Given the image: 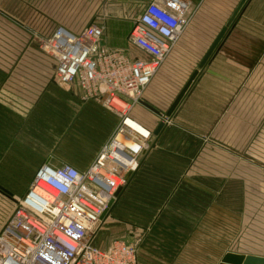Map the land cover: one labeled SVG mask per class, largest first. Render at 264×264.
Wrapping results in <instances>:
<instances>
[{"label":"crops","instance_id":"1","mask_svg":"<svg viewBox=\"0 0 264 264\" xmlns=\"http://www.w3.org/2000/svg\"><path fill=\"white\" fill-rule=\"evenodd\" d=\"M182 1L187 5L190 19L179 39L178 51L185 53L184 49L192 50L194 46V58H202L241 0ZM149 2L150 0H113L105 3L102 9L141 13ZM262 2L263 0L247 2L240 14L241 17L236 20L228 36L214 54L212 64L217 59L226 58L234 60V64L231 63L232 67H239L237 62L240 60L238 58L240 55L236 56V52L239 51L240 41L243 58L245 59L246 53L247 58L251 57L253 32L247 31L244 25L251 21L253 11L262 9L260 6ZM65 9L68 10V7ZM52 10L60 11V4L53 3ZM215 20L216 23L213 22ZM90 24L103 27L101 22L95 20L80 28L65 24L62 29L77 34ZM57 28L61 26H55V30L49 36ZM129 32L125 38L128 37ZM103 44L108 46L104 37ZM125 49H128L133 58L148 59L134 47L125 46ZM222 71V74L228 78L239 75L244 79L250 77L252 72L250 64L246 70L244 61L242 70ZM166 73L167 70H158L141 94V101L155 107L161 116L153 114L140 103L133 105L130 111V118L151 133L149 141H154L155 145L139 155L133 169L135 172L128 183L124 184V190L110 214L93 234L94 244L97 248L106 250L114 240H126L137 248V264H219V261L177 259L187 250L188 232L203 231L204 181L202 178L197 179V174L194 173L197 172V166L189 164V160L203 154L204 134L189 127L179 129L173 124V119L183 115L189 103H193L198 95L202 98L205 96L207 101L202 103L208 105V110L202 115L203 118L205 116L212 118L215 110V120L208 121V124L214 125V130L215 126L222 122L229 123L226 115H223L222 119L217 117L221 108L219 101L223 102L224 111L234 108V101L226 94L220 99L221 91L217 84H206L211 80L209 76L216 74V70H201L195 84L172 113L171 123L166 124L159 137L155 139L153 132L158 124L168 120L169 109L163 113L168 105H164L163 108L160 106V109L152 100L163 90L162 84L157 83L166 76ZM12 76V70H0V141L4 142L2 150L5 156L7 154L15 157L24 154L23 167L32 176L43 164H49L53 168L68 164L79 172H85L95 161L100 149L114 135L120 124L119 116L94 100H82L81 92L75 85L59 86L53 82L12 84ZM243 84L246 89L245 81ZM226 87L230 89L229 85ZM250 88L249 86L247 89L249 94ZM227 92L224 90V93ZM246 102L247 108H250V95L247 96V100L246 98L243 100L245 108ZM196 103L205 109L201 102ZM249 119L250 122L251 118ZM211 132L212 128L209 129L208 136L213 135ZM178 137L184 147L167 148L177 143ZM30 155L38 159L28 165ZM29 183L30 180L26 183L25 190ZM19 196L15 195V197ZM13 202L15 208V201ZM231 252L264 258V248L260 253L246 246L243 250Z\"/></svg>","mask_w":264,"mask_h":264},{"label":"rangeland","instance_id":"2","mask_svg":"<svg viewBox=\"0 0 264 264\" xmlns=\"http://www.w3.org/2000/svg\"><path fill=\"white\" fill-rule=\"evenodd\" d=\"M111 1L113 0H0V70H12V84L55 83L52 77L55 60L40 40L47 38L55 30V26L64 28L65 24H69L80 28L95 20L103 25L107 47L123 50L131 56L125 46H132L125 36L132 29L140 12L102 9L105 3ZM53 3L60 4V11L52 10ZM260 6L262 9L253 11L251 21L244 25L247 31L253 32L251 57L247 58L246 53L245 59L243 58L240 41L239 51L236 52V56L240 55L237 62L239 67H232V59L220 58L214 64L212 59L202 69L216 70V74L209 76L211 80L206 84H217L221 91L219 98L226 94L234 101V108L226 111L222 107L223 102L219 101L221 108L217 117L222 119L226 115L229 123L222 122L213 130L214 125L208 124V121L215 120V110L212 118H203L202 113L205 114L208 105L202 101H207V97L199 95L193 103H189L183 115L173 119V124L179 129L189 127L204 134L203 154L189 160V164L197 166V172H194L197 179L202 178L204 181L203 231L188 232L187 250L177 259L220 262L226 253L243 250L245 246L259 253L264 248V0ZM67 7L68 10L65 9ZM189 19L190 16L187 15V25ZM213 22L216 23V20ZM179 39L158 67V70H167V73L157 83L162 84L163 90L152 100L158 108L168 105L163 113L171 107L196 71L197 76L188 86L187 92L200 76L198 67L202 58H194V46L192 50L186 48L185 53H180ZM243 61L246 70L248 64L251 66L250 77L244 79L238 75L228 78L222 74V70H242ZM228 85L230 89L226 87ZM249 86L250 94L247 90ZM224 90L228 92L224 93ZM249 95L250 108H247V102L245 108L243 100H247ZM196 102H201L206 110ZM170 123L169 120L168 124ZM211 128L213 135L208 136ZM3 144L0 141V187L10 196L0 193V228L11 216L13 201L19 199L20 194L23 195L26 183L29 180L31 182L35 175L32 176L23 167L24 154L5 156ZM183 147V142L178 137V142L167 148ZM30 156L28 165L38 159Z\"/></svg>","mask_w":264,"mask_h":264},{"label":"built area","instance_id":"3","mask_svg":"<svg viewBox=\"0 0 264 264\" xmlns=\"http://www.w3.org/2000/svg\"><path fill=\"white\" fill-rule=\"evenodd\" d=\"M187 11L182 0H150L128 35L148 59L106 47L96 24L77 34L57 28L40 40L55 60V84L75 85L82 100L112 110L120 124L85 172L68 164L38 169L0 230V264H137L135 245L114 240L101 250L92 230L151 142V133L129 114L187 27ZM127 121L144 134L131 131Z\"/></svg>","mask_w":264,"mask_h":264},{"label":"water","instance_id":"4","mask_svg":"<svg viewBox=\"0 0 264 264\" xmlns=\"http://www.w3.org/2000/svg\"><path fill=\"white\" fill-rule=\"evenodd\" d=\"M248 1L249 0H241L238 7L235 9V11L231 15V17L229 18V20L227 21L225 26L221 29L219 34L216 36V38L211 43V45L208 48L205 55L202 57V59L199 63V67H198L199 71H201L203 68H205L210 63L214 54L216 53L218 48L221 46V44L223 43L225 38L228 36L230 30L233 28L236 20L240 16L242 10L244 9V7ZM197 73L198 72L196 71L192 75V77L189 80V84H187V86L183 89V91L177 96V98L172 103L171 107L169 108V110L167 112L168 121L170 120L172 113L175 112V110L180 106L185 95L187 94L188 86L192 83L194 78H196ZM140 104L143 107H145L147 110L152 112L153 114H156L157 116H161L160 112L157 109H155L154 107H152L151 105H149L143 101H140ZM166 124H167V122L166 123L160 122L158 124L156 130L153 132V136L155 137V139H157L159 137L161 131L166 126ZM154 145H155L154 141L149 142L143 151H145L146 149H149V148H153ZM133 172H135V170L130 171L129 173L126 174V176L124 178V181L126 184L130 180ZM123 190H124L123 187L118 188L114 194V198L109 200L106 209L101 214L98 223L96 224V226L92 230L93 233H95V231L99 228L101 222L110 214L112 207L116 203V200L119 198V196L122 194ZM0 193L5 194L7 197L10 196V194L1 187H0ZM219 264H264V258L256 257V256H244L241 254L226 253L223 256V258L221 259V261L219 262Z\"/></svg>","mask_w":264,"mask_h":264},{"label":"bare ground","instance_id":"5","mask_svg":"<svg viewBox=\"0 0 264 264\" xmlns=\"http://www.w3.org/2000/svg\"><path fill=\"white\" fill-rule=\"evenodd\" d=\"M127 126L128 128H130L131 131L137 132L139 135L144 134V130L138 125L133 124L131 121H127Z\"/></svg>","mask_w":264,"mask_h":264}]
</instances>
